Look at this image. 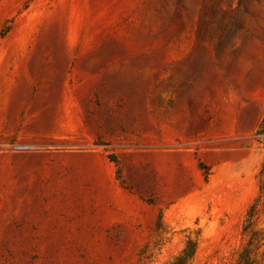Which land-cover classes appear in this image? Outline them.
Wrapping results in <instances>:
<instances>
[{
    "label": "rangeland",
    "instance_id": "374dc122",
    "mask_svg": "<svg viewBox=\"0 0 264 264\" xmlns=\"http://www.w3.org/2000/svg\"><path fill=\"white\" fill-rule=\"evenodd\" d=\"M263 122L264 0H0V264H264Z\"/></svg>",
    "mask_w": 264,
    "mask_h": 264
},
{
    "label": "trees",
    "instance_id": "16d2710c",
    "mask_svg": "<svg viewBox=\"0 0 264 264\" xmlns=\"http://www.w3.org/2000/svg\"><path fill=\"white\" fill-rule=\"evenodd\" d=\"M263 127H264V122H263ZM264 130H261V133H263ZM254 215L255 212L253 210V206L248 210L247 212V223L245 225L244 231L246 232V234L248 235L247 239H246V243L244 244L242 251L240 253V255L238 256L237 259V263L236 264H240L241 259H249L250 257H248V252H250V250H248V247L251 246L254 242H258L256 233L257 234H261V229L259 228H252V221L254 219ZM193 242L190 240H186L183 248L180 250V252L175 255L169 262H167V264H186L188 259L191 256V252L193 250ZM259 246L255 247V250L258 249ZM247 262H245V264H252L255 263V260L253 259H249L246 260Z\"/></svg>",
    "mask_w": 264,
    "mask_h": 264
}]
</instances>
